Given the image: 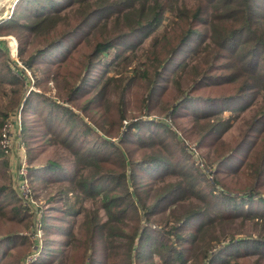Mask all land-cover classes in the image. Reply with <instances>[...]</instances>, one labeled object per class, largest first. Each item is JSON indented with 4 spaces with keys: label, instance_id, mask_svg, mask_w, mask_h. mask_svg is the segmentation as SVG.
Here are the masks:
<instances>
[{
    "label": "trees",
    "instance_id": "obj_1",
    "mask_svg": "<svg viewBox=\"0 0 264 264\" xmlns=\"http://www.w3.org/2000/svg\"><path fill=\"white\" fill-rule=\"evenodd\" d=\"M168 17L173 20L158 31ZM6 27L47 39L25 60L28 48L18 36L19 60L28 69L46 66L48 82L56 88L65 85L69 107L46 98L48 111L42 113L39 103L32 101L39 96L31 92L25 117L35 122L28 126L33 130L28 135L37 141L46 132L61 133L63 127L74 175H65V166L50 161L32 169L30 176L36 173L33 180L45 184L67 181L71 192L84 197L79 208L64 216L68 219L76 211L84 213L79 230L84 235L89 232L88 243L80 250L78 264H254L251 258L264 263V232L237 237L229 231L239 216L247 225L264 229V0H21L11 21L0 26V33ZM85 28L86 35L78 38ZM140 31L153 34L148 50H143L140 42L123 39ZM89 37L95 43L88 57L73 60ZM67 38L74 39L69 54L64 49L58 53V45ZM196 38L199 43L194 42ZM6 49L1 44L0 57ZM111 54L116 67L121 68H115L120 77L102 72L91 81L92 70L105 66L102 59ZM6 65V72L0 70V89L12 90L0 93V133L33 82L10 56ZM64 67H70L64 70L66 77L58 72ZM31 71L36 75L42 69ZM36 81V86H44L43 81ZM217 88L226 92L220 96L224 98L209 95ZM92 90H97L98 96L87 99ZM110 91L118 94L114 110H106L113 113L98 115L95 107L107 103L101 98ZM132 91L147 116L153 115L160 102L166 103L159 107L165 119L159 124L128 122L123 129L128 117L127 96ZM4 97H10L7 103ZM221 100L235 103L217 109L200 106L201 101ZM256 100L258 108L246 130L224 149L219 132L229 127L230 116L253 110ZM72 106L106 131L107 137L100 136L92 144L85 141L94 129ZM181 117L186 120L177 127L184 129L187 138L196 139L197 149L213 150V161L208 155L206 164L197 166L191 158L188 146L168 122L172 118L176 124ZM195 119L205 120V124L198 122L200 133L194 137L187 126ZM111 138L119 139L118 144ZM8 168V160H0V174ZM9 190L12 196H2ZM13 192L10 187H0V218L10 221L24 213L16 208ZM62 195L66 201L67 196L71 199L66 192L59 199ZM63 209L58 207L61 212ZM213 231L221 235L213 239L209 236ZM62 236H70L72 241L75 234L64 228ZM59 239L48 242L51 253L34 264H52L58 254L53 244L64 241ZM26 241L27 236L19 233L0 236V264H8L13 250ZM200 242L208 246L201 256L196 253ZM88 250L92 254L86 258Z\"/></svg>",
    "mask_w": 264,
    "mask_h": 264
},
{
    "label": "rangeland",
    "instance_id": "obj_2",
    "mask_svg": "<svg viewBox=\"0 0 264 264\" xmlns=\"http://www.w3.org/2000/svg\"><path fill=\"white\" fill-rule=\"evenodd\" d=\"M20 1L21 0H0V26L5 25L11 21L12 17L16 12L17 5ZM70 16H74L72 12H70ZM99 16L101 17V14H99ZM97 19L98 17L93 18V23L96 22ZM167 19L164 18V21L159 27L158 31H162L165 26L173 20L169 17ZM111 22L112 20L108 23ZM103 23L104 22L100 24ZM4 29L5 30L0 33V46L2 44L8 50L6 49L4 51V54L0 57V70L2 72H6L8 70L6 60L10 56L11 61L17 62V66L23 69L27 76H29L30 79L33 81L32 85L28 88V92L25 94L20 107L14 112H12L6 120L5 125L10 124V127L5 132L4 126L0 133L2 138V140H0V160L6 159L9 162V168L7 172L5 173L6 170H2V173L0 174V187L7 186L13 189V191L15 192L13 193L16 196L14 204H16V208H19L24 212L21 217H15L12 221L8 220L7 218H0V236H12L18 233L22 234L23 236L26 235L28 241H26V244L22 247H29L28 250H23L21 249L22 247H19V249L17 250H13L11 257L8 260V264L36 263L38 259L41 260L42 257L46 255L45 253H51V249H49V245H47V243L53 242L54 238H61L64 241L60 244H53L54 247L57 248L58 254L57 256L55 255L56 259L52 264H78L82 258L80 250L81 248L83 249L88 243L87 234H89V232L84 235L79 230L80 225L83 221L84 213L76 211L73 216L69 215L70 217H68V219H66L64 216L66 213L70 212L75 207L79 208L81 201L80 199L85 200L84 197L79 196L78 193L75 191L71 192L72 187L69 185V183H67V181L66 183L64 182L45 184L33 180V177H36V173H32V175L30 176L32 169L34 170L36 168L44 167L49 164L50 161H57L62 166H65V175H68L70 177L74 175L75 167L74 161H72V152L67 148V144H65L66 142L63 136V127L60 126L59 130H62L61 133L46 132L43 138L38 139L37 141L33 138L31 134L28 135V132H33V130L31 131L28 129V126L34 124L35 122H33V120L27 121L25 117L26 99L30 96L29 94L31 92H34L39 96V98L33 97L32 101L36 100L39 103V110L42 113L48 111L47 108L44 107V104L47 103L46 106L48 105V101L44 102V99L46 98L51 101H55L59 105L69 107L70 105L66 101L67 96L64 90L65 85L63 82L61 86L59 85L58 88H56L57 85L54 84L52 81L51 83H49L45 71L46 66L40 65L37 68H35L36 66H34L33 69H28L26 65H24L25 63L19 60V50L21 49L20 39L26 43L25 46L26 48H28V51L24 54L25 60H27V58L29 57L31 50H36L37 47L42 46L47 41V39H45L44 37H36L33 35L29 37V34L27 32H24V30L18 27H6ZM87 30V28L83 29L79 33L78 38H83L84 34L86 35V33L88 32ZM102 30L104 31V29H101L100 32ZM18 36H20V39H18ZM152 38V33L140 31V33H134L131 37L123 39L124 41H134L135 43L140 42L138 45L142 47L143 50H148L150 49ZM85 39H87L86 36ZM88 39L89 41L85 42L84 44L78 47L77 51L73 55V57L76 58L73 60H81L88 57L89 51H91L90 48L95 43V40L91 41L90 37ZM73 40L74 39L67 38V40H65L62 44L58 45V53L62 49H64L68 52L67 54H69L72 43L74 42ZM198 41H200V39L196 38L194 40V42L199 43ZM89 43H91L90 46H88ZM181 54L183 57L186 55L185 49L182 51ZM114 57L115 55L111 54L110 56L108 55V57L102 59V61L106 63V65L96 66V68L92 70L91 73L94 74V76L91 81L97 79L102 72L105 74L107 73L110 76L120 77L115 73L116 69L121 70V68L116 67L117 61L114 60ZM109 61L110 63L107 64ZM100 63L101 62L96 63V65ZM66 68L69 69L70 67H64L62 69L59 68V74L65 75V77L68 76V73L64 72ZM37 69H42V71H37L35 75L34 72L31 70L36 71ZM80 71H82V69H80ZM126 72L127 71H125V73ZM78 73L79 71L76 72V74ZM36 78L43 81L44 86H42L41 88L36 86ZM11 90L12 89L10 87H5V89H0V93L3 91L5 93H10ZM229 91H231V89H229L228 92ZM222 94L224 95L226 94V92L220 91L219 88L214 89L212 92L209 93V95L211 96L215 95V97L217 98H224L225 96L220 97L222 96ZM94 96H98L97 90H92L87 96V99H90ZM117 96L118 94L114 92L109 93L108 96L104 95L101 100L106 99L107 103L104 106L98 104L97 107H95V111L98 113V115L101 114L108 116L110 113H106V110H114L113 105L117 100ZM2 97L3 96L0 95L1 105H3V103L1 102ZM9 98L10 97H4L3 99L7 103L9 101ZM127 98L128 117L123 122V129L125 128V126H127L128 122H139L141 125L143 121L146 124H150V122L153 121L154 124H159L162 119H165L163 114L159 111V107L162 108L166 105V103L160 102V105L158 106L157 110L153 112V115L147 116V111L145 109H142V111H140L141 108L138 106L140 104V101L136 93L132 91L129 96H127ZM259 101L261 102L260 99ZM229 103H232L234 105L235 102L231 101ZM229 103H225V100L212 102L201 101L200 106L204 107L205 109H217ZM254 104L255 105L253 106V110L249 109L247 112L245 111L246 113L243 112V110L238 111L237 115L235 116H230L228 113H226V116H230V120L228 121L230 122L229 127L226 126L219 132V134L221 133L220 139L222 140V143H224L225 146L224 149L229 148L230 145L238 141L242 133L246 130V123L254 117L256 113L255 111L258 108L257 100ZM73 109L74 112L80 116V118L82 117V119H84V121L94 129V131H92L89 135L85 137V141L92 144V142L97 140L100 136L104 138L107 137L106 131H104L100 127L94 126V124L89 120V118L84 114L82 110L76 109L75 107H73ZM32 114L33 113L29 112L30 117L32 116ZM185 120V117L177 118L176 124H174L172 122V118H170L168 119V122L172 125L179 140H181L182 143L188 146L189 155L197 163V166L201 164H206L208 155L210 156L209 158L211 159V161H213L215 159L213 150H209L207 147L202 148L201 150L197 149L196 139L193 140L187 138L184 129H180L179 127H177V123L184 122ZM35 121L37 123H40V119L38 118H36ZM204 121L205 120H193L192 123L187 126L188 131L191 132L195 137L200 133L197 127L198 122L202 125L205 124ZM143 132H147V130L143 129ZM111 141L118 144L119 139L111 138ZM22 168L26 171V173L28 171L27 178L22 175ZM243 178H245L246 181L249 179L247 177ZM244 182L245 181H242L238 187L240 188ZM63 192H66V196L69 195L71 199L69 200L67 196L66 201V198L63 195L62 198L59 199L60 195ZM9 194L10 196H12L10 190L4 192L2 196ZM59 206L64 208V212L58 210ZM90 206L91 204L89 203V209H91ZM11 208L12 205L9 206L8 209L10 210ZM243 222L244 221L242 216L234 218L232 225L229 226V231H233L237 237H243L244 235L250 234L257 235L259 233L264 232V229L259 225L255 227L252 224L247 225L246 222ZM64 228L66 230V233L73 232L75 234L72 241L70 236H62V234L64 233ZM54 230H59V232L57 234H54ZM216 234V231H213L210 232L209 236L214 239ZM68 242L69 245H67ZM71 245L74 246V249L77 248V250L73 251ZM207 247L208 246H206L204 243L200 242L196 253L200 256L203 255L204 251L207 250ZM86 254L87 258L89 254H92V251L88 250ZM253 259L254 258H251V263L264 264L255 263V261H252ZM81 264H85V262H82Z\"/></svg>",
    "mask_w": 264,
    "mask_h": 264
},
{
    "label": "built area",
    "instance_id": "obj_3",
    "mask_svg": "<svg viewBox=\"0 0 264 264\" xmlns=\"http://www.w3.org/2000/svg\"><path fill=\"white\" fill-rule=\"evenodd\" d=\"M10 127V124L8 125V124H6L5 125V127H4V131L6 132V130L8 129ZM21 173H22V175L24 176V177H26L27 178V175H28V171H27V173H26V171L25 170H23V168L21 169Z\"/></svg>",
    "mask_w": 264,
    "mask_h": 264
}]
</instances>
